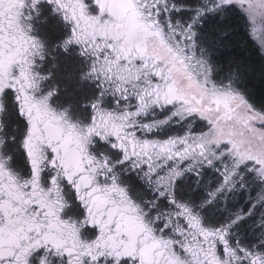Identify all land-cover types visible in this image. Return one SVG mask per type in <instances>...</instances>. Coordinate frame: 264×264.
Returning <instances> with one entry per match:
<instances>
[{
	"label": "snow or ice",
	"instance_id": "1",
	"mask_svg": "<svg viewBox=\"0 0 264 264\" xmlns=\"http://www.w3.org/2000/svg\"><path fill=\"white\" fill-rule=\"evenodd\" d=\"M0 264H264V0H0Z\"/></svg>",
	"mask_w": 264,
	"mask_h": 264
}]
</instances>
